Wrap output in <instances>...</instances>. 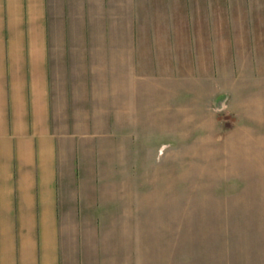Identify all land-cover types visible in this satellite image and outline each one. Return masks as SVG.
I'll return each mask as SVG.
<instances>
[{
  "label": "crops",
  "instance_id": "0c3cea01",
  "mask_svg": "<svg viewBox=\"0 0 264 264\" xmlns=\"http://www.w3.org/2000/svg\"><path fill=\"white\" fill-rule=\"evenodd\" d=\"M222 97L260 193L264 0H0V264H181L182 146Z\"/></svg>",
  "mask_w": 264,
  "mask_h": 264
},
{
  "label": "rangeland",
  "instance_id": "374dc122",
  "mask_svg": "<svg viewBox=\"0 0 264 264\" xmlns=\"http://www.w3.org/2000/svg\"><path fill=\"white\" fill-rule=\"evenodd\" d=\"M212 110L223 125L219 132L215 128L199 130L198 145L185 142L182 146L181 264H264V188L258 182L260 193H256L254 179L245 185L241 178L238 134L231 130L234 121L227 97L219 98ZM133 132L139 138L138 148L146 154L141 137L144 132ZM206 133L219 135L209 140L203 138ZM146 139L152 140L155 151L150 161L137 163L136 169L151 166L153 174L152 167L157 169L163 155L164 148L160 156L159 147L169 138L157 132ZM164 261L141 258L140 264Z\"/></svg>",
  "mask_w": 264,
  "mask_h": 264
}]
</instances>
